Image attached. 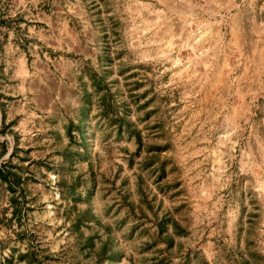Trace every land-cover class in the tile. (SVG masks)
Instances as JSON below:
<instances>
[{
    "label": "rangeland",
    "instance_id": "374dc122",
    "mask_svg": "<svg viewBox=\"0 0 264 264\" xmlns=\"http://www.w3.org/2000/svg\"><path fill=\"white\" fill-rule=\"evenodd\" d=\"M0 21V264H264V0Z\"/></svg>",
    "mask_w": 264,
    "mask_h": 264
},
{
    "label": "trees",
    "instance_id": "16d2710c",
    "mask_svg": "<svg viewBox=\"0 0 264 264\" xmlns=\"http://www.w3.org/2000/svg\"><path fill=\"white\" fill-rule=\"evenodd\" d=\"M1 23L2 22L0 21V26H1ZM120 120L123 121L122 118ZM0 178H3L5 181H8V182L12 179V181H10L9 183L7 182L10 186H12L13 182L18 183V179H19V177L15 173H12L10 169L5 170L2 167H0ZM102 252H104V249H102Z\"/></svg>",
    "mask_w": 264,
    "mask_h": 264
}]
</instances>
